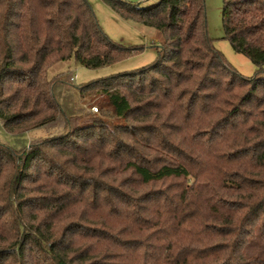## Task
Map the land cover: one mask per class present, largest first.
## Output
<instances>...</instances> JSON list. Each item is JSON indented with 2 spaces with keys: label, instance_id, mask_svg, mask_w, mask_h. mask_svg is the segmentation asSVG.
I'll return each mask as SVG.
<instances>
[{
  "label": "trees",
  "instance_id": "1",
  "mask_svg": "<svg viewBox=\"0 0 264 264\" xmlns=\"http://www.w3.org/2000/svg\"><path fill=\"white\" fill-rule=\"evenodd\" d=\"M103 1L157 31V57L70 107L49 65L141 48L86 0H0V264H264V0H223L252 77L214 47L204 0Z\"/></svg>",
  "mask_w": 264,
  "mask_h": 264
},
{
  "label": "rangeland",
  "instance_id": "2",
  "mask_svg": "<svg viewBox=\"0 0 264 264\" xmlns=\"http://www.w3.org/2000/svg\"><path fill=\"white\" fill-rule=\"evenodd\" d=\"M86 1L91 7L102 32L108 39L125 47H140L141 50L114 64L98 68L83 67L73 58L57 61L49 65L46 69L48 79L62 75L67 80L69 76H72V82H68L72 88L71 90H66L68 91L66 94L64 85L55 89V94L59 101L63 103L66 100L68 105L70 103V107L81 103V98L77 92L78 87L107 76L137 70L153 63L157 57V46H159L161 41L154 28L122 19L103 0ZM122 1L130 4L139 3L142 7H150L155 5L158 0ZM222 11L223 0H204L205 29L207 34L212 39L214 47L238 73L243 77H252L256 73V66L243 54L236 53L229 41L224 37ZM260 75L264 76V72ZM91 111L95 110L92 108ZM33 133H40L41 135L43 132L34 131Z\"/></svg>",
  "mask_w": 264,
  "mask_h": 264
},
{
  "label": "built area",
  "instance_id": "3",
  "mask_svg": "<svg viewBox=\"0 0 264 264\" xmlns=\"http://www.w3.org/2000/svg\"><path fill=\"white\" fill-rule=\"evenodd\" d=\"M94 110H96V108H93Z\"/></svg>",
  "mask_w": 264,
  "mask_h": 264
}]
</instances>
